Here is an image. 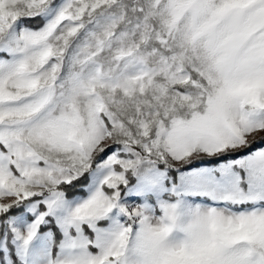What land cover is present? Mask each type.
<instances>
[{
  "label": "snow or ice",
  "instance_id": "obj_1",
  "mask_svg": "<svg viewBox=\"0 0 264 264\" xmlns=\"http://www.w3.org/2000/svg\"><path fill=\"white\" fill-rule=\"evenodd\" d=\"M0 264H264V0H0Z\"/></svg>",
  "mask_w": 264,
  "mask_h": 264
}]
</instances>
